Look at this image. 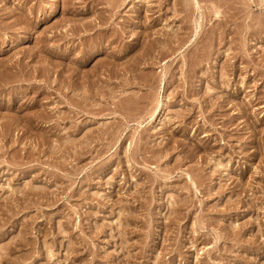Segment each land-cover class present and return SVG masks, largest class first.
<instances>
[{"label": "rangeland", "instance_id": "obj_1", "mask_svg": "<svg viewBox=\"0 0 264 264\" xmlns=\"http://www.w3.org/2000/svg\"><path fill=\"white\" fill-rule=\"evenodd\" d=\"M0 264H264V0H0Z\"/></svg>", "mask_w": 264, "mask_h": 264}, {"label": "bare ground", "instance_id": "obj_2", "mask_svg": "<svg viewBox=\"0 0 264 264\" xmlns=\"http://www.w3.org/2000/svg\"><path fill=\"white\" fill-rule=\"evenodd\" d=\"M154 116V115H153Z\"/></svg>", "mask_w": 264, "mask_h": 264}]
</instances>
